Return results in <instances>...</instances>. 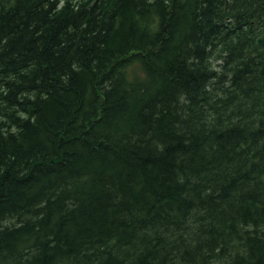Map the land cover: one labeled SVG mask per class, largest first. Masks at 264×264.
Masks as SVG:
<instances>
[{"label":"trees","instance_id":"trees-1","mask_svg":"<svg viewBox=\"0 0 264 264\" xmlns=\"http://www.w3.org/2000/svg\"><path fill=\"white\" fill-rule=\"evenodd\" d=\"M0 264H264V0H0Z\"/></svg>","mask_w":264,"mask_h":264},{"label":"water","instance_id":"water-1","mask_svg":"<svg viewBox=\"0 0 264 264\" xmlns=\"http://www.w3.org/2000/svg\"><path fill=\"white\" fill-rule=\"evenodd\" d=\"M262 41H263V36H260V37L258 38V46H261Z\"/></svg>","mask_w":264,"mask_h":264},{"label":"rangeland","instance_id":"rangeland-1","mask_svg":"<svg viewBox=\"0 0 264 264\" xmlns=\"http://www.w3.org/2000/svg\"><path fill=\"white\" fill-rule=\"evenodd\" d=\"M135 68L138 70V71H140V72H142L141 70H140V67L138 66V65H135ZM134 69V65L131 67V71Z\"/></svg>","mask_w":264,"mask_h":264}]
</instances>
